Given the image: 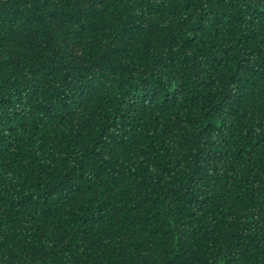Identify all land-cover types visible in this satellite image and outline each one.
I'll return each instance as SVG.
<instances>
[{
	"label": "trees",
	"instance_id": "trees-1",
	"mask_svg": "<svg viewBox=\"0 0 264 264\" xmlns=\"http://www.w3.org/2000/svg\"><path fill=\"white\" fill-rule=\"evenodd\" d=\"M0 264H264V0H0Z\"/></svg>",
	"mask_w": 264,
	"mask_h": 264
}]
</instances>
